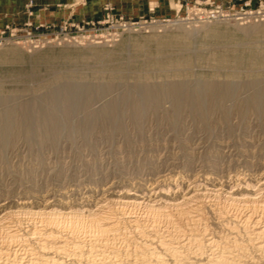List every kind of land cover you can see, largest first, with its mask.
<instances>
[{
    "label": "rangeland",
    "instance_id": "374dc122",
    "mask_svg": "<svg viewBox=\"0 0 264 264\" xmlns=\"http://www.w3.org/2000/svg\"><path fill=\"white\" fill-rule=\"evenodd\" d=\"M31 3L26 11L28 16L33 15L34 0ZM169 5V14L159 15L163 11L155 7V11L150 9L147 14L133 17L116 11L111 1L105 0L98 18H65L52 27L56 36L50 33L51 28L34 31L33 22L26 21L30 22L29 28L34 34H41L43 40L37 45L22 37L0 46V115L10 113L8 128L1 130L7 138L0 134V208H3L0 213L15 208L19 213L6 219L4 227L0 225L3 254H0V264L2 261L3 264H23L40 250L38 237L43 222L30 210L44 206L55 212L68 211L66 216L58 214L54 218L58 234L68 236L62 242V249L55 252L53 248L43 249L63 264H100L99 261L101 264H132L134 255L147 256L149 264H187L190 260L188 264H200L207 258L205 254L215 252L216 247L206 249L190 240L192 246L188 242L182 246L183 250L174 248L175 238L185 237L182 225L171 215L172 209L164 208L172 217L168 218L165 213L147 207L146 202L150 199L149 203L162 206L166 195L181 196L188 188H196L198 197L188 203L187 210L198 206L201 211L195 230L207 231L206 237L212 232L217 239L223 233V241L219 238L221 246L226 245L233 253L236 250L238 255L242 253L240 258L247 264H259L257 254L247 243L249 232L238 220L244 207L229 200L226 192L241 189L243 181L264 180V0H175ZM118 17L137 25L124 30L116 28L115 18ZM67 24H73L70 33L60 32ZM207 83L217 84V87L207 92ZM173 84L181 90L171 92ZM148 85L151 89L153 86L162 89L156 98L146 95L150 90ZM222 85L228 86L229 93L220 90ZM68 86L78 91L76 89L69 98L67 107L57 89ZM189 95L194 96L195 100L191 99L195 105ZM113 107L116 112L111 111L112 114ZM24 110L35 115L52 110L57 118L56 130L45 126L38 129L37 123L30 121L26 125L35 131L25 136ZM212 184L222 189L210 190ZM125 193L136 194L138 203L124 205L119 200ZM162 194L165 197H161ZM103 202L106 207L100 206ZM222 213L225 217L219 216ZM104 215L122 217L119 230L108 234L107 238H96L95 220ZM171 226H176L173 230L178 232L173 233ZM123 228L125 232L121 233ZM232 229L237 232L232 234ZM10 230H16L20 238H12ZM162 233L172 234L165 237ZM157 239L167 243L163 244V249ZM232 241L237 244L234 246ZM193 250L195 255L191 253ZM157 254L161 261L155 262L151 255Z\"/></svg>",
    "mask_w": 264,
    "mask_h": 264
},
{
    "label": "bare ground",
    "instance_id": "6f19581e",
    "mask_svg": "<svg viewBox=\"0 0 264 264\" xmlns=\"http://www.w3.org/2000/svg\"><path fill=\"white\" fill-rule=\"evenodd\" d=\"M210 83V82H209ZM209 83H207L208 85L207 86H205L206 87V90H207V92H211V91H214L215 90V88L217 87V84H213L212 86H210L211 85V83H210V85H209ZM175 84V83H174ZM169 85L170 86V89H171V92H176L178 89H179V87L177 86V85H179V83L177 82L176 84L177 85ZM149 86V85H148ZM168 86V87H169ZM213 86H215V88L213 87ZM225 86H227V85H225ZM74 86H72V87H63V88H61V87H59L57 90H58V95H59V93H61L62 94V98L64 99H62L61 97V99H62V101H64V104L67 106V102H68V100H69V98L71 97V96H73L75 93H76V89L77 88H73ZM150 87V86H149ZM152 87V86H151ZM151 87H150V90H148V91H146V95L147 96H150V97H155V95L156 94H158V93H160V91H162V89H160V87H158L157 86V88L155 87V86H153V88L151 89ZM218 87H220V86H218ZM222 89H220L223 93L224 92H228L229 93V89H228V86L227 87H224L223 85H222ZM148 88V87H147ZM147 88H146V90H147ZM181 88H182V86H181ZM221 88V87H220ZM149 89V88H148ZM164 89V88H163ZM88 90H90V89H88ZM179 90H181V89H179ZM193 90V89H192ZM217 90V89H216ZM77 91H78V89H77ZM89 92V91H88ZM94 92V91H93ZM53 93V92H52ZM90 93V92H89ZM227 93V94H228ZM223 96H225L226 94H222ZM51 96H52V94H51ZM50 96V97H51ZM196 96V95H195ZM58 97V96H57ZM87 97H90V96H87ZM149 97V98H150ZM193 97V99H194V96H192ZM191 97V98H192ZM225 97H227V96H225ZM52 98V97H51ZM156 98V97H155ZM189 98H190V95H189ZM190 98V99H191ZM50 98H48V100H49ZM73 99V97L70 99V102H71V100ZM152 99V98H151ZM195 100V99H194ZM194 100H192L191 99V101L193 102ZM198 101V100H197ZM50 102V101H49ZM54 102V101H53ZM70 102L68 103L69 104V106H70ZM153 102V101H152ZM51 103H52V100H51ZM87 103V102H86ZM109 103V102H108ZM194 103V102H193ZM114 103H112V105H113ZM197 104V103H196ZM199 104V103H198ZM197 104V105H198ZM194 105H195V103H194ZM66 106H63V109L65 110L64 112H66L67 111V113H68V110L67 109H65L64 107H66ZM85 106V105H84ZM108 106V105H107ZM109 106H111V105H109ZM24 107V106H23ZM68 107V106H67ZM66 107V108H67ZM112 107V106H111ZM115 107V106H114ZM112 108V110H110V112L112 111V112H116V110L114 111L113 109H115V108ZM199 107H200V104H199ZM198 107V108H199ZM110 108V107H109ZM35 109V108H34ZM51 111V112H50ZM50 111H48V113H46L45 112V114H42V115H44V116H42L41 117V114L40 115H38V113H37V115H35V114H33L32 113V111H30V110H24V114H23V117H22V119H23V122H24V124L26 125V124H28V122H34V123H37V125H38V129L40 128V126L41 127H43L44 128V126L45 127H48L50 130H56V124H57V118H56V114H54V112H52V110H50ZM11 112V111H10ZM109 112V113H110ZM111 112V113H112ZM117 112H118V110H117ZM138 112V111H137ZM136 112V113H137ZM1 113V112H0ZM66 113V114H67ZM12 114V113H11ZM113 114V113H112ZM13 115V114H12ZM22 115V114H21ZM66 118V117H65ZM10 113H8V112H5V113H3V114H1L0 115V134H1V130L3 131V129H5L6 130V128H8V126H9V123H10ZM30 122V123H31ZM24 125V126H25ZM55 128V129H54ZM26 130H25V136H29L31 133L33 134V131H35V130H33L32 128H28V126L26 125V128H25ZM35 129H37V127L35 128ZM33 130V131H32ZM9 131V130H8ZM4 132V131H3ZM2 136H3V138L5 137V138H7L6 137V135L4 136L3 134H1ZM1 136V137H2ZM1 142H3V140L1 141ZM1 144V143H0ZM258 165V164H257ZM262 178H264V177H262ZM241 180V179H240ZM239 180V181H240ZM244 180V179H243ZM252 180V179H251ZM238 181V182H239ZM247 181V180H246ZM235 182V181H234ZM241 183V182H240ZM239 183V184H240ZM257 183V184H256ZM171 184H173V183H171ZM238 185V184H237ZM241 189H239V188H237V189H239V190H234V191H228V192H226L227 193V195H228V197L230 198L229 200H233V201H236L235 203H237V202H239V203H241L242 205H243V207H244V213L241 215V217H239L240 219H238L239 220V222H240V224H242V226H244L245 227V229L244 230H248V232H249V234L247 235L248 236V240H249V242H248V240H247V243H250V245H251V247H252V249H253V251H254V253H256L257 254V256H258V258H259V261H257V262H259V264H264V180H258V181H255V182H251V183H247V182H242V184H241ZM255 186H258V187H256L255 188ZM171 187V186H170ZM174 187V186H173ZM212 187L213 188H211L210 190H221L220 188H218V186L216 187V184H212ZM174 188H177V187H174ZM174 188H172V189H174ZM206 189H208L209 190V188H206ZM195 190H196V188H195ZM194 189H191V188H188V189H186V191H184L182 194H181V196H176V195H173V196H167L166 195V197L164 196V194H162V196L161 197H165L164 198V202H163V204L164 205H162V206H156V205H154V204H151V203H149L151 200L150 199H148L146 202H147V207L149 206V208H151L152 210L154 209V210H157V211H161V212H163V214L164 215H167L168 216V218H170L171 216H170V213H171V215L173 216V218L175 219V220H177L176 222H178L180 225H182L181 227H183L182 228V233L184 234V238H181V237H179L180 239H178V238H175L173 235V237L175 238V241H173V242H175V246L173 245V247L174 248H180V249H182L183 250V247L182 246H184L186 243H188L190 240H194V241H196V242H198V244L200 245H198L197 243H196V245H198L199 247H216V251L215 252H212L211 254H209V253H207V254H209V255H207V254H205L206 256H207V258L206 259H204L203 257V260H204V262H200V264L202 263V264H247L246 262V260L245 259H243V260H241V258H240V255L242 254H240V255H238V252L236 253V250H235V253H233V251L231 250V248L229 249V248H226L225 246H221L222 244H219V238H221L222 237V235H223V233H221L222 235H219V236H221V237H219L218 239L214 236V235H212V234H214V233H209L211 236H205L204 235V233H206L207 231H205L204 233L203 232H200V230L199 231H197V230H195V228L196 227H194L195 225H198L199 224V222H200V220H201V211L199 212V208H198V206H196V207H190L189 206V208H191L190 210H187V205H189L190 203V201H192V200H194L195 198H197L198 197V194L196 193V191H195ZM198 190V189H197ZM168 191V190H167ZM171 191V190H170ZM166 192V191H165ZM199 193H200V191H198ZM212 192V191H211ZM219 192V191H218ZM217 192V193H218ZM135 193V192H134ZM161 193V192H160ZM203 192H201V194H202ZM223 193H224V190H223ZM179 194V193H178ZM200 194V195H201ZM256 194H259V195H257V196H259V197H256ZM160 195V194H159ZM172 195V194H171ZM205 196V195H204ZM120 197H122V199H118L119 201H121L124 205L125 204H129V205H131L132 206V204H136V203H138V196L135 194V195H132V194H130V193H125L124 195H122V196H120ZM160 197V198H161ZM114 198V197H113ZM118 198V197H117ZM227 198V197H226ZM225 198V199H226ZM110 200H112V198L110 199ZM116 200V199H115ZM197 200V199H196ZM199 200V199H198ZM109 201V200H108ZM118 201V202H119ZM195 201V200H194ZM201 201V200H200ZM228 201V200H227ZM106 202V201H105ZM105 202H103V204H101L100 206H102V207H104L105 205H107ZM110 202V201H109ZM116 202H117V200H116ZM47 203V202H46ZM120 203V202H119ZM189 203V204H188ZM192 203V202H191ZM194 203V202H193ZM196 203V202H195ZM194 203V204H195ZM200 203V202H199ZM21 204V203H20ZM122 204V205H123ZM228 204H230V202L228 203ZM62 205V204H61ZM64 205V204H63ZM144 205H146V203L144 204ZM202 205V204H201ZM232 205V204H231ZM51 206V205H50ZM49 206V207H50ZM200 206V205H199ZM204 206V205H203ZM99 207V206H98ZM106 207V206H105ZM110 207V206H109ZM163 207V208H162ZM201 207V206H200ZM211 207V206H210ZM215 207V206H214ZM44 208H47V206L45 207L44 206ZM37 209V210H30V213H32V214H35V215H37V216H39L40 218H41V221L43 222V225H42V223H41V227L42 228H40V229H42V231H41V234L39 233V237H38V242H39V249L40 250H37V251H35L32 255L33 256H31V258H29V259H27V260H25L24 262H23V264H63V263H61V261L58 259V258H53V257H50L48 254H50V253H47V252H45L43 249L44 248H46V247H48V249H51V248H53V249H51V250H56V251H60L61 249H62V242L63 241H65V237H68V236H65V237H63V235H61V233L60 234H58L59 233V231L57 230V228H56V226H55V222L57 221H55L54 220V218H55V216H58V214H60V215H67L68 214V211L67 212H63V211H61L60 210V212H55V211H53V210H51L50 208L48 209V210H46V209ZM65 208V207H64ZM68 208V207H67ZM164 208H170V209H172L171 210V212L170 213H167V212H165V210H164ZM217 208V207H216ZM240 208V207H239ZM20 209V208H19ZM55 209V208H54ZM0 210L2 211L3 210V208L1 207L0 208ZM21 210V209H20ZM25 210V209H24ZM100 210V209H99ZM116 210V209H115ZM152 210H150V212L152 211ZM213 210V209H212ZM221 210V209H220ZM219 210V211H220ZM223 210V209H222ZM221 210V211H222ZM109 211H110V209H109ZM216 211V210H215ZM217 211H218V209H217ZM226 211V210H225ZM242 211V210H241ZM26 212V211H25ZM70 212V211H69ZM97 212H98V210H97ZM106 212V211H105ZM117 212V211H116ZM121 212V211H120ZM129 212V211H128ZM161 212H159V213H161ZM203 212V211H202ZM16 213H18L17 212V210H16V208H15V210H5V211H3V212H1L0 213V225H1V227L3 226V224L4 225H6V219H8V218H12V217H15L16 215ZM24 213V212H23ZM92 213V212H91ZM100 213H104V212H100ZM107 213H109V212H107ZM107 213H104V214H107ZM127 213V212H126ZM132 213V212H131ZM148 213V212H147ZM210 213H211V209H210ZM220 213V212H219ZM242 213V212H241ZM24 214H28V210H27V213H24ZM70 214V213H69ZM75 214H77V213H75ZM89 214V213H88ZM120 214V213H119ZM154 214V213H153ZM155 214H157V213H155ZM154 214V215H155ZM162 214V215H163ZM203 214V213H202ZM212 214H214V213H212ZM18 215H19V213H18ZM31 215V214H30ZM29 215V216H30ZM59 215V216H60ZM71 215H72V212H71ZM89 215H91V214H89ZM94 214L92 213V216H93ZM100 215V214H99ZM124 215V214H123ZM122 214H121V216H123ZM221 215H223V213L222 214H220L219 216H221ZM224 215H225V213H224ZM223 215V216H224ZM64 216V217H65ZM77 216V215H76ZM88 216V215H87ZM97 216V215H96ZM101 216V215H100ZM111 217H109V216H106V215H104V216H102V217H97L96 218V220H95V223H94V227H95V229H96V232H97V237L96 238H98V236H99V238L100 237H102V238H104V237H106L108 234H113L115 231H117V230H119V220H120V218H122V217H118V216H116V217H114V218H112V215H110ZM203 216V215H202ZM222 216V217H223ZM234 216V215H233ZM20 217V216H19ZM38 217V218H39ZM62 217V216H61ZM60 217V218H61ZM67 217H69V216H67ZM75 217V216H74ZM78 217V216H77ZM91 217V216H90ZM90 217H87V218H89L90 220H91V218ZM156 217V216H155ZM160 217H162V216H160ZM204 217V216H203ZM217 217V216H216ZM222 217H219V218H222ZM225 217V216H224ZM223 217V218H224ZM30 218V217H29ZM35 218V217H34ZM63 218V217H62ZM79 218V217H78ZM95 218V217H94ZM172 218V217H171ZM228 218V217H227ZM226 218V219H227ZM233 218H235V217H233ZM21 219V218H20ZM56 219H58V218H56ZM72 219H73V216H72ZM88 219V220H89ZM164 219V218H163ZM203 219V221L205 220L204 218H202ZM215 219H217V218H215ZM232 219V218H231ZM236 219H237V217H236ZM35 220H37V219H35ZM89 220V221H90ZM127 220V219H126ZM132 220V219H131ZM135 220H137L136 218H135ZM134 220V221H135ZM222 220V219H221ZM220 220V221H221ZM228 221H230L229 219H227ZM11 221V220H10ZM30 221V220H29ZM40 221V220H39ZM122 221V220H121ZM133 221V222H134ZM165 221V220H164ZM223 221H226V220H223ZM223 221H221V222H223ZM233 221H236V220H233ZM33 222V221H32ZM94 222V221H93ZM141 221H139L138 222V224L140 223ZM143 222V221H142ZM202 222V221H201ZM206 222V221H205ZM217 222H218V220H217ZM220 222V223H221ZM231 222H232V220H231ZM238 222V223H239ZM58 223H59V221H58ZM123 223V222H122ZM129 220H128V225H129ZM137 223V222H136ZM144 223V222H143ZM203 223V222H202ZM223 223H225V222H223ZM227 224L229 223V222H226ZM237 223V224H238ZM22 224V223H21ZM38 224V223H37ZM60 224V223H59ZM91 224V223H90ZM135 224V223H134ZM149 223H147V225H148ZM153 223H151V225H152ZM171 224V223H170ZM169 224V225H170ZM190 224V225H189ZM233 224V223H232ZM237 224H235L234 223V225H237ZM239 224V225H240ZM58 225V224H57ZM122 225V224H121ZM125 225V224H124ZM137 225V224H136ZM154 225V224H153ZM173 225V224H172ZM203 225V224H202ZM215 225H218L217 223L215 224ZM9 226V225H8ZM7 226V227H8ZM40 226V225H39ZM61 226V225H60ZM59 226V227H60ZM87 226H89V225H87ZM93 226V225H92ZM130 226V225H129ZM135 225H133V227H134ZM142 226V225H141ZM144 226H145V224H144ZM150 226V225H149ZM148 226V229L150 228ZM178 226V225H177ZM221 226V225H220ZM222 226H224V224L222 225ZM221 226V227H222ZM227 226H229V225H227ZM230 226H231V223H230ZM229 226V227H230ZM4 227V226H3ZM22 227V226H21ZM68 227V226H67ZM91 227V226H90ZM132 227V226H131ZM138 227H140V225H138ZM168 227V226H167ZM172 227V231H173V233H175V232H178V231H175L174 232V230L173 229H175V227L176 226H171ZM208 227V226H207ZM235 227V226H234ZM239 227H241V226H239ZM246 227H247V229H246ZM18 228V227H17ZM35 228V227H34ZM33 228V229H34ZM136 228V227H135ZM134 228V230H136ZM143 228V227H142ZM179 228V227H178ZM205 228V227H204ZM212 228V227H211ZM225 228H226V226H225ZM230 228H233V227H230ZM237 228V227H236ZM242 228V227H241ZM62 229V228H61ZM68 229V228H67ZM126 229H128V228H126ZM130 229V228H129ZM132 229V228H131ZM152 229V228H151ZM160 229V228H159ZM164 229V228H163ZM170 230H171V228H169ZM168 229V230H169ZM181 229V228H180ZM179 229V230H180ZM198 229V228H197ZM199 229H200V227H199ZM223 229V228H222ZM227 229V228H226ZM235 229V228H234ZM238 229V231H240L239 229L240 228H237ZM88 230V229H87ZM91 230V229H90ZM89 230V231H90ZM93 230V229H92ZM123 230V231H122ZM121 230V233H123V232H125L124 231V228ZM134 230L133 231H131L132 233L134 232ZM146 230V229H145ZM160 230H162V228L160 229ZM168 230H165V231H168ZM169 230V231H170ZM193 230H195V232H193ZM202 230H203V228H202ZM204 230H206V229H204ZM216 230V229H215ZM228 230V229H227ZM231 230V229H230ZM233 230V229H232ZM243 230V229H242ZM11 231V230H10ZM16 231V230H15ZM15 231L13 230V231H11L10 232V236L12 237V238H17L18 237V235H17V232L15 233ZM61 231H63V229L61 230ZM76 231V230H75ZM88 231V232H89ZM130 231V230H129ZM143 231H144V229H143ZM158 231V230H157ZM164 231V230H163ZM208 231H210V230H208ZM217 231V230H216ZM216 231H214L215 232V234H216ZM234 232H232V234L233 233H235V232H237V230L235 231V230H233ZM9 232V231H8ZM7 232V233H8ZM27 232V231H26ZM71 232V231H70ZM138 232H139V230H138ZM161 232V231H160ZM159 232V233H160ZM218 232V231H217ZM220 232H221V229H220ZM225 232H226V230H225ZM241 232V231H240ZM244 232V231H243ZM245 232H247V231H245ZM31 233H33V232H31ZM68 233V232H67ZM73 233V232H72ZM71 233V234H72ZM118 233V232H117ZM120 233V234H121ZM128 233V232H127ZM180 233V232H179ZM229 233V235H232V234H230L231 232H228ZM228 233L226 234V235H228ZM27 234V233H26ZM34 234H35V232H34ZM33 234V237H35L36 235H34ZM114 234H116V232L114 233ZM142 234V233H141ZM145 234V233H144ZM143 234V235H144ZM166 234V233H165ZM165 234H163L162 233V235L163 236H165ZM169 234H172V233H168V235ZM181 234V233H180ZM207 234V233H206ZM208 234V235H209ZM220 234V233H219ZM240 234V233H239ZM9 235V234H8ZM70 235V234H69ZM73 235V234H72ZM71 235V236H72ZM75 235V234H74ZM90 235H92V234H90ZM95 235V234H94ZM143 235H141L142 237H143ZM160 235V234H159ZM161 235V236H162ZM167 235V234H166ZM167 235V236H168ZM175 235V234H174ZM225 235V234H224ZM225 235V236H226ZM228 235V236H229ZM236 235V234H235ZM241 235V234H240ZM246 235V234H245ZM20 236V235H19ZM32 236V235H31ZM30 236V237H31ZM85 236V235H84ZM88 236V235H87ZM117 236V235H116ZM137 236H139V235H137ZM157 236V235H156ZM156 236H153L154 238L156 237ZM161 236H160V238H161ZM176 236V235H175ZM177 236H178V234H177ZM176 236V237H177ZM182 237H183V235H181ZM217 236V235H216ZM227 236V237H228ZM233 236V235H232ZM238 236V235H237ZM241 236H243V235H241ZM8 237V236H7ZM32 237V238H33ZM75 237H76V235H75ZM93 237V236H92ZM111 237H112V235H111ZM125 237V236H124ZM127 237H128V235H127ZM158 237V236H157ZM166 237V236H165ZM172 237V238H173ZM226 237V238H227ZM239 237V236H238ZM245 237V236H244ZM8 238H10V237H8ZM18 238H20V237H18ZM17 238V239H18ZM23 238V237H22ZM71 238V237H70ZM95 238V237H94ZM93 238V239H94ZM107 238V237H106ZM171 238V237H170ZM223 238H225V237H223ZM234 238H235V236H234ZM237 238V237H236ZM240 238V237H239ZM24 239V238H23ZM29 239V238H28ZM28 239H25L24 241H26V240H28ZM34 239V238H33ZM76 239H78V238H76ZM76 239H74V241L76 240ZM87 239H89V238H87ZM112 239V238H111ZM164 239H166L167 240V238H164ZM164 239H163V241H164ZM222 239V238H221ZM229 239V238H228ZM246 239V238H245ZM10 240V239H9ZM15 240V239H14ZM31 240V239H30ZM71 240V239H70ZM84 240V239H83ZM92 240V239H91ZM98 239H96V241H97ZM113 240H114V238H113ZM126 240V239H125ZM154 240V239H153ZM170 240V239H169ZM242 240V239H241ZM16 241V240H15ZM35 241V240H34ZM72 241V240H71ZM94 241V240H93ZM95 241V242H96ZM101 241H102V239H101ZM105 242H106V240H104ZM103 241V242H104ZM107 241L109 242L110 240H109V238L107 239ZM123 241V240H122ZM146 241H148L147 239H146ZM162 240H158L157 239V243H159L158 245H162V249H163V244H164V242H163ZM221 241H223V239L221 240ZM236 241H238V239L236 240ZM243 241V240H242ZM242 241H241V244H243L242 243ZM21 242H22V240H21ZM37 242V241H36ZM35 242V243H36ZM89 242H90V240H89ZM92 242V241H91ZM112 242V241H111ZM154 242H156V241H154ZM227 242V241H226ZM230 242H231V240H230ZM245 242H246V240H245ZM8 243V242H7ZM22 243H24V242H22ZM67 243V242H66ZM66 243H65V245H66ZM68 243H69V240H68ZM71 243V242H70ZM83 243V242H82ZM97 243H100V241L99 242H97ZM194 243V242H193ZM225 243V242H224ZM232 243L234 244L235 242H233L232 241ZM232 243H230V245L232 244ZM246 243V244H247ZM6 244V243H5ZM19 245H20V243H18ZM33 244V243H32ZM31 244V245H32ZM73 244V243H72ZM102 244H104V243H102ZM126 244V243H125ZM137 244V243H136ZM145 244V243H144ZM143 244V245H144ZM165 244H167V243H165ZM164 244V245H165ZM189 244H190V242H189ZM226 244V243H225ZM229 244V243H228ZM227 244V245H228ZM237 244V243H236ZM236 244H234V246L236 245ZM240 244V245H241ZM245 244V243H244ZM22 245V244H21ZM24 245V244H23ZM26 245V244H25ZM76 245V244H75ZM86 245V244H85ZM91 245V244H90ZM128 245V244H127ZM141 245V244H140ZM142 245V246H143ZM170 245V244H169ZM191 245V244H190ZM193 245V244H192ZM191 245V246H192ZM196 245H194V246H196ZM239 245V246H240ZM1 246V245H0ZM30 246V245H29ZM28 246V247H29ZM33 246V245H32ZM84 246V245H83ZM98 246H100V245H98ZM110 246V245H109ZM108 246V247H109ZM113 245H111L110 247H112ZM137 246V245H136ZM166 246V245H165ZM171 246V245H170ZM170 246H168V247H170ZM232 246V245H231ZM245 246V245H244ZM247 246H248V244H247ZM26 247V246H25ZM64 247V246H63ZM69 247H70V245H69ZM80 246H79V244H78V248H79ZM86 247H88V246H86ZM91 247V246H90ZM90 247L87 249V251L90 249ZM103 247V246H102ZM126 247H128V246H126ZM134 248H135V246H133ZM188 247V246H187ZM228 247H229V245H228ZM242 247H243V245H242ZM249 247V246H248ZM250 247V248H251ZM33 248V247H32ZM35 248V247H34ZM38 248H36V249H38ZM64 248H66V247H64ZM73 248V247H72ZM81 248H83L82 246H81ZM98 247H96L95 249L96 250H98V249H100V248H98ZM152 248V247H151ZM155 248V247H154ZM158 248H160V247H158ZM167 248V247H166ZM171 248H172V246H171ZM205 248L203 249V250H205ZM241 248V247H240ZM250 248L248 249V250H250ZM27 249V248H26ZM69 249V248H68ZM108 249V248H107ZM118 249V248H117ZM142 249V248H141ZM149 249V248H148ZM165 249V248H164ZM168 249H170V248H168ZM185 249V248H184ZM192 249V248H191ZM202 249V248H201ZM207 249V248H206ZM233 249H235V248H233ZM239 249V248H238ZM242 250L244 249V248H241ZM247 249V248H246ZM7 250V249H6ZM25 250V249H24ZM29 250V249H28ZM33 250V249H32ZM64 250H66V249H64ZM71 250V249H70ZM74 250L75 249H73V252H74ZM79 250H80V248H79ZM83 250V253H84V249H82ZM82 250H81V253H82ZM102 250V249H101ZM104 250V249H103ZM128 250V249H127ZM132 250H134L133 248H132ZM159 250V249H158ZM177 250V249H176ZM175 250V251H176ZM195 250V249H194ZM194 250L191 252V253H193L194 252ZM196 250H198V248L196 249ZM209 250H212V249H209ZM241 250V251H242ZM29 251H31V250H29ZM50 251V250H49ZM91 251V250H90ZM98 251H100V250H98ZM105 251V250H104ZM107 251V250H106ZM109 251V250H108ZM108 251H107V253H108ZM110 251H112V250H110ZM124 251H126V250H124ZM128 251H130V250H128ZM144 251H147V250H144ZM150 251V250H149ZM149 251H147V253L149 252ZM156 251V249L154 250V253H156L155 252ZM166 251H168V250H166ZM186 251V250H185ZM188 251V250H187ZM199 252H200V249L198 250ZM245 251V250H244ZM244 251H242V252H244ZM4 252V251H3ZM21 252V251H20ZM55 252V251H54ZM68 252V251H67ZM66 252V253H67ZM70 252V251H69ZM96 252V251H95ZM103 252V251H102ZM102 252H101V254H102ZM114 252V251H113ZM116 252V251H115ZM136 252V251H135ZM135 252H134V254H135ZM138 252H140V251H138ZM151 252V251H150ZM159 252V251H158ZM162 253H163V250L161 251ZM171 252V251H170ZM170 252H169V254H170ZM174 251H172V253H173ZM180 252V251H179ZM183 252V251H182ZM205 252V251H204ZM209 252V251H208ZM2 252L0 251V254H1ZM5 253H7L6 251H5ZM29 253V252H28ZM53 253V252H52ZM57 253V252H56ZM56 253H53L54 255H56ZM61 253V252H60ZM62 253H63V251H62ZM61 253V254H62ZM64 253H65V251H64ZM72 253V252H71ZM79 253V252H78ZM100 253V252H99ZM112 253V252H111ZM117 253V252H116ZM115 253V254H116ZM127 253H129V252H127ZM131 253V252H130ZM137 253V252H136ZM145 254V255H148V254ZM172 253H171V256H172V258H174V256L172 255ZM188 253H189V251H188ZM188 253H185V254H188ZM196 253V252H195ZM198 253V252H197ZM240 253V252H239ZM244 253H246V252H244ZM26 253H24V255H25ZM30 254V253H29ZM70 254V253H69ZM76 254V253H75ZM75 254H73V255H75ZM88 254V253H87ZM94 254V253H93ZM97 254V253H96ZM100 254V255H101ZM104 254H105V252H104ZM110 254V253H109ZM118 254H121L120 252L118 253ZM139 254V253H138ZM163 254H166V252L165 253H163ZM163 254H161V255H163ZM176 254V253H175ZM183 254V253H182ZM194 254V253H193ZM200 254H201V252H200ZM200 254H197V255H200ZM202 254H204V253H202ZM201 254V255H202ZM1 255H3V254H1ZM6 256H5V258L7 257V254H5ZM13 255V254H12ZM60 255V254H59ZM62 255H64V254H62ZM78 255V254H77ZM86 255V254H85ZM89 255V254H88ZM99 255V254H98ZM108 255V254H107ZM111 255V257H112V255L113 254H110ZM126 255V254H125ZM128 255V254H127ZM144 255V254H143ZM150 255V254H149ZM160 256V254H157V255H151L152 256V259H154L155 260V262L156 261H159L160 259H159V256ZM180 255V254H179ZM195 255V254H194ZM243 255V254H242ZM248 255H250V253L248 254ZM252 255V254H251ZM250 255V256H251ZM65 256V255H64ZM70 256H72L71 254H70ZM87 256V255H86ZM102 256H103V254H102ZM130 256V255H129ZM135 256V259L132 261L133 263L132 264H149L148 262H149V260H146L145 258H147V256L146 257H142V256H140V255H134ZM133 256V257H134ZM168 257L170 256V255H167ZM170 256V257H171ZM178 256V255H177ZM188 256V255H187ZM202 256H204V255H202ZM205 256V257H206ZM14 257H16V256H13V258ZM55 257V256H54ZM66 257V256H65ZM75 257V256H74ZM78 257V256H77ZM83 257V256H82ZM88 257V256H87ZM94 257V256H93ZM97 257V256H96ZM96 257H95V259H96ZM103 257H105V256H103ZM109 256H107V258H108ZM118 257V256H117ZM125 257V256H124ZM124 257H123V259H124ZM166 256L164 255V257L163 258H165ZM180 257H181V255H180ZM185 256H184V254H183V258H184ZM189 257V256H188ZM199 257V256H198ZM248 257V256H247ZM252 257V256H251ZM250 257V258H251ZM11 258V257H10ZM28 258V257H27ZM64 258V257H63ZM62 258V259H63ZM72 258H73V256H72ZM76 258V257H75ZM80 258V257H79ZM90 258V257H89ZM97 258H99L100 259V257H97ZM106 258V259H107ZM116 258V257H115ZM114 258V259H115ZM126 258H127V256H126ZM161 258V257H160ZM171 258V259H172ZM183 258H181V260L183 259ZM186 258V257H185ZM193 258V257H192ZM245 258H246V254H245ZM249 258V257H248ZM247 258V259H248ZM257 258V259H258ZM3 259V258H2ZM20 259V258H19ZM22 259V258H21ZM20 259V260H21ZM61 259V258H60ZM83 259H85V258H83ZM113 259V258H112ZM111 259V260H112ZM117 259V258H116ZM162 259V258H161ZM166 259V258H165ZM167 259H169V258H167ZM179 259V258H178ZM201 259V258H200ZM6 260V259H5ZM13 260V259H12ZM72 260V259H71ZM81 260V259H80ZM87 260H88V262H89V260L90 259H88L87 258ZM93 260V259H92ZM91 260V261H92ZM102 260V259H101ZM132 260V259H131ZM163 260V259H162ZM172 260H174V259H172ZM175 260H177L176 258H175ZM174 260V261H175ZM185 260H187V258L185 259ZM195 260H197V258L195 259ZM195 260H194V262H195ZM252 260V259H251ZM14 261V260H13ZM16 261V260H15ZM22 261V260H21ZM94 261V260H93ZM104 261V260H103ZM102 261V262H103ZM107 261H109V260H107ZM116 261V260H115ZM120 261H121V259H120ZM127 261V260H126ZM161 261V260H160ZM164 261H166V260H164ZM179 260H177L176 262H178ZM183 261V260H182ZM191 261V260H190ZM189 261V262H190ZM246 261V262H245ZM255 261V256H254V258H253V262ZM3 262V261H2ZM1 262V264H3ZM8 262V261H7ZM82 262V261H81ZM96 262H97V260H96ZM130 262V261H129ZM128 262V263H129ZM152 262H154V261H152ZM167 262V261H166ZM170 262V261H169ZM173 262V261H172ZM187 262H188V260H187ZM188 262V263H189ZM192 262V261H191ZM252 262V261H251ZM9 263V262H8ZM18 262H16V264H17ZM97 263H100L101 264V262L99 261V262H97ZM115 263V262H114ZM120 264H121V262H119ZM122 263H125V260H124V262L122 261ZM131 263V262H130ZM163 262H161V264H162ZM181 262H179V264H180ZM186 263V262H185ZM187 263V264H188ZM199 262H197V264H198ZM249 263V262H248ZM255 263V262H254ZM254 263H252V264H254ZM5 264V263H4ZM10 264H11V262H10ZM109 264V263H108ZM111 264H112V262H111ZM116 264V263H115ZM150 264H151V262H150ZM153 264V263H152ZM155 264V263H154ZM158 264H160V263H158ZM173 264V263H172ZM178 264V263H177ZM191 264H194V263H191ZM257 264V263H256Z\"/></svg>",
    "mask_w": 264,
    "mask_h": 264
},
{
    "label": "crops",
    "instance_id": "0c3cea01",
    "mask_svg": "<svg viewBox=\"0 0 264 264\" xmlns=\"http://www.w3.org/2000/svg\"><path fill=\"white\" fill-rule=\"evenodd\" d=\"M109 1L114 4L116 11L136 17L147 14L150 9L155 7L158 8V11H163V14L159 15L169 14L171 12L169 4L174 3L175 0ZM233 1L238 2V0ZM34 2L33 15L28 16L25 0H0V29L6 24L22 25L28 20L32 21L34 25L37 23L56 25L65 18L75 20L98 18L105 0H34Z\"/></svg>",
    "mask_w": 264,
    "mask_h": 264
},
{
    "label": "built area",
    "instance_id": "2783aa9c",
    "mask_svg": "<svg viewBox=\"0 0 264 264\" xmlns=\"http://www.w3.org/2000/svg\"><path fill=\"white\" fill-rule=\"evenodd\" d=\"M26 4H25V9L26 11H28V8L32 5L31 0H26ZM115 27L116 28H120L121 30L124 29H128V28H134L137 24L136 22L133 21H127L124 20L121 17L115 18ZM68 26H64L63 28H60V32L63 31H68L70 33V27L73 26V24H67ZM31 24L30 22H26L24 23V26L22 28H15L13 26L10 25H5L1 30H0V46H2L3 44H5L6 42L9 41H13V40H19L22 37L23 38H27V40L33 44V45H37L39 43H41V41L43 39H41V34H34L32 32V30H30ZM52 27H54V25L52 24H44V23H37L33 26V30H38L40 28H45V29H49L51 28V34L52 35H57V33L55 31H53ZM77 27H79L81 30H83V27H80L77 25ZM68 33V34H69ZM45 39V38H44ZM26 40V39H25Z\"/></svg>",
    "mask_w": 264,
    "mask_h": 264
}]
</instances>
